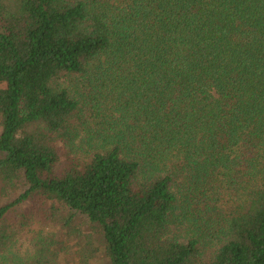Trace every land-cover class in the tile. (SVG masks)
I'll use <instances>...</instances> for the list:
<instances>
[{"label": "trees", "instance_id": "trees-1", "mask_svg": "<svg viewBox=\"0 0 264 264\" xmlns=\"http://www.w3.org/2000/svg\"><path fill=\"white\" fill-rule=\"evenodd\" d=\"M0 198V264H264V0H0Z\"/></svg>", "mask_w": 264, "mask_h": 264}, {"label": "rangeland", "instance_id": "rangeland-1", "mask_svg": "<svg viewBox=\"0 0 264 264\" xmlns=\"http://www.w3.org/2000/svg\"><path fill=\"white\" fill-rule=\"evenodd\" d=\"M6 201H7L6 198H0V205L4 204ZM51 230L53 232L57 231L54 228H52ZM82 231L87 233L89 231L88 227L83 226ZM33 235L34 234H32V233H27V234L21 235L19 237V241L17 243V250L23 252V251L27 250L28 248H30V246L32 244ZM60 237H61L60 241L63 240V236H60ZM62 242H64V246L66 245V247H63V249L65 251H67V254L62 258V261H63L62 264H75L76 258H77V253H76L77 248L70 246V243H66L65 240H63ZM25 245H27V247H25ZM71 245H74V244L71 243Z\"/></svg>", "mask_w": 264, "mask_h": 264}, {"label": "clouds", "instance_id": "clouds-1", "mask_svg": "<svg viewBox=\"0 0 264 264\" xmlns=\"http://www.w3.org/2000/svg\"><path fill=\"white\" fill-rule=\"evenodd\" d=\"M25 247H27V245H25Z\"/></svg>", "mask_w": 264, "mask_h": 264}]
</instances>
